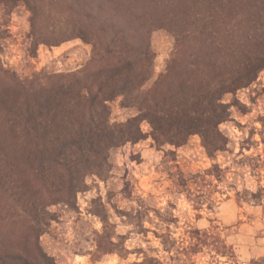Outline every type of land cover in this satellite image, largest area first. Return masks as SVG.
<instances>
[{
	"label": "trees",
	"instance_id": "16d2710c",
	"mask_svg": "<svg viewBox=\"0 0 264 264\" xmlns=\"http://www.w3.org/2000/svg\"><path fill=\"white\" fill-rule=\"evenodd\" d=\"M19 3L32 15L35 46L91 47L75 73L20 79L0 66V205L11 201L17 211L5 229L0 208V264H57L40 244L55 221L49 209L74 206L89 177L104 179L111 151L146 139L142 124L158 149L197 136L210 158L225 151V98L264 72V0H0L9 9ZM47 3L63 9L58 35L41 34ZM156 31L175 44L148 87ZM118 99L136 115L112 125L109 104ZM113 253L123 259L128 251L97 246L98 259Z\"/></svg>",
	"mask_w": 264,
	"mask_h": 264
},
{
	"label": "rangeland",
	"instance_id": "374dc122",
	"mask_svg": "<svg viewBox=\"0 0 264 264\" xmlns=\"http://www.w3.org/2000/svg\"><path fill=\"white\" fill-rule=\"evenodd\" d=\"M62 12L47 3L42 35L60 34ZM31 17L24 3L14 9L0 4L4 70L28 79L86 68L89 45L71 40L37 47L30 38ZM174 44L164 31L151 35L156 58L148 87L165 71ZM225 102L232 108L229 121L219 127L228 141L224 152L210 158L197 136L183 147L158 149L150 127L142 124L146 139L111 151L104 179L89 177L74 206L49 209L55 221L40 239L45 253L57 264H139L146 258L162 264H264V72ZM120 103L109 104L112 125L136 115ZM15 209L8 201L5 229ZM99 245L128 254L98 259Z\"/></svg>",
	"mask_w": 264,
	"mask_h": 264
}]
</instances>
